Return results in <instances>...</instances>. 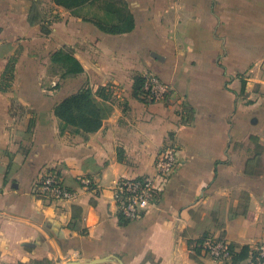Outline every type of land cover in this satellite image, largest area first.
I'll use <instances>...</instances> for the list:
<instances>
[{"label": "crops", "instance_id": "1", "mask_svg": "<svg viewBox=\"0 0 264 264\" xmlns=\"http://www.w3.org/2000/svg\"><path fill=\"white\" fill-rule=\"evenodd\" d=\"M57 51L84 71L63 76ZM145 74L172 95L148 100ZM84 88L92 133L54 113ZM170 145L159 201L124 219L114 182L153 176ZM49 173L76 197L36 194ZM205 235L264 241V0H0V264H225L193 256Z\"/></svg>", "mask_w": 264, "mask_h": 264}, {"label": "built area", "instance_id": "2", "mask_svg": "<svg viewBox=\"0 0 264 264\" xmlns=\"http://www.w3.org/2000/svg\"><path fill=\"white\" fill-rule=\"evenodd\" d=\"M142 92L148 100L154 102L166 101L172 95V87L154 74H145L142 82ZM178 150L176 146L164 147L155 162V174L140 179L121 178L114 182V201L120 215L126 220L141 218L151 207L155 206L161 196L158 179H168L178 166ZM85 187H91L89 178L80 179ZM34 192L46 199L71 200L76 197L61 182L58 175L49 173L36 185ZM231 242L224 239H208L202 253L219 263H231L233 252ZM249 264H264V241L253 245L250 250Z\"/></svg>", "mask_w": 264, "mask_h": 264}, {"label": "trees", "instance_id": "3", "mask_svg": "<svg viewBox=\"0 0 264 264\" xmlns=\"http://www.w3.org/2000/svg\"><path fill=\"white\" fill-rule=\"evenodd\" d=\"M66 8H74L81 6L88 2H95L96 0H57ZM53 61L61 65L65 70V75H78L84 70L80 63L69 53L57 51L54 53ZM143 78L140 79L139 89L142 90ZM55 115L61 119L65 126H74L78 130L86 133L97 131L102 125V117L99 114L93 102V95L89 88H84L78 93L64 99L54 108ZM209 236L205 235L203 238L191 242L190 251L194 257L201 256L204 249V244ZM233 252V259L230 264L249 258L250 252L248 246H243L240 252L237 251L236 245L230 244Z\"/></svg>", "mask_w": 264, "mask_h": 264}, {"label": "water", "instance_id": "4", "mask_svg": "<svg viewBox=\"0 0 264 264\" xmlns=\"http://www.w3.org/2000/svg\"><path fill=\"white\" fill-rule=\"evenodd\" d=\"M106 262H111L115 264H124L123 261H121L118 258L114 257H105L101 259H94V260H89V261H69L65 263H59V264H100V263H106Z\"/></svg>", "mask_w": 264, "mask_h": 264}]
</instances>
